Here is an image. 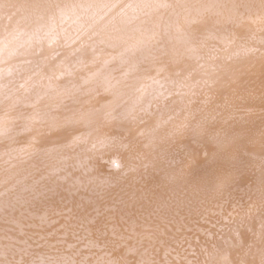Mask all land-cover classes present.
Listing matches in <instances>:
<instances>
[{"label": "bare ground", "instance_id": "obj_1", "mask_svg": "<svg viewBox=\"0 0 264 264\" xmlns=\"http://www.w3.org/2000/svg\"><path fill=\"white\" fill-rule=\"evenodd\" d=\"M0 264H264V0H0Z\"/></svg>", "mask_w": 264, "mask_h": 264}]
</instances>
